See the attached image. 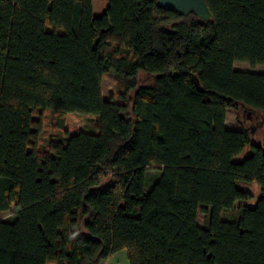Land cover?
<instances>
[{
    "label": "trees",
    "instance_id": "obj_1",
    "mask_svg": "<svg viewBox=\"0 0 264 264\" xmlns=\"http://www.w3.org/2000/svg\"><path fill=\"white\" fill-rule=\"evenodd\" d=\"M205 3L206 19L158 0H107L97 17L92 0H0V213L13 212L0 264L120 250L128 264H264V149L225 126L238 105L264 119V73L234 68L264 64V0ZM105 73L119 100L103 97ZM38 109L60 114L48 153L34 144ZM252 181L256 205L222 218Z\"/></svg>",
    "mask_w": 264,
    "mask_h": 264
},
{
    "label": "rangeland",
    "instance_id": "obj_2",
    "mask_svg": "<svg viewBox=\"0 0 264 264\" xmlns=\"http://www.w3.org/2000/svg\"><path fill=\"white\" fill-rule=\"evenodd\" d=\"M107 4V0H92L93 15L100 16L103 13V9ZM234 68L241 71H249L256 73H264V64L250 65L248 62H235ZM101 89L102 94L105 99L112 98L114 100H119V95L124 92V86L121 82L117 81L114 76L110 73H105L102 76L101 80ZM130 96V93L127 94V97ZM230 113V114H229ZM228 126L236 129H248L251 125L258 123L263 117L260 112L253 113L251 120L246 123L244 120H247L248 111L238 105L236 108L229 109L227 112ZM36 126L39 128L38 135L35 139L36 148L44 153L49 152V145L52 141L58 139L61 129L58 125L60 119V114L57 111L50 109H38L33 115ZM97 122L98 117L93 114H89L85 117L84 130L91 133L97 132ZM263 128L257 127L253 133L250 135L251 142L262 146L263 144ZM250 132V131H249ZM251 152V147L246 146L244 150L237 156L234 157L233 161L240 162ZM159 175V169L151 166L147 170L145 188L148 189L151 184L156 180ZM107 178L103 180V183L107 182ZM238 187L244 191H247L251 194V197L247 200L236 201L231 209H228L221 213V217L225 219H236L238 217V207L239 205H245L248 207H254L258 198L260 197V188L255 181L248 183H239ZM12 210L0 213V219L8 218L12 215ZM197 222L200 226H204L206 218L201 212L198 214ZM105 264H128L127 255L125 250H120L114 255V258L106 262Z\"/></svg>",
    "mask_w": 264,
    "mask_h": 264
},
{
    "label": "water",
    "instance_id": "obj_3",
    "mask_svg": "<svg viewBox=\"0 0 264 264\" xmlns=\"http://www.w3.org/2000/svg\"><path fill=\"white\" fill-rule=\"evenodd\" d=\"M158 3L161 7L168 10L178 11L181 13L193 12L201 16L203 19H206L208 16V9L205 0H158ZM245 110L246 109H244V111ZM252 117L253 111L249 110L247 114V120H251ZM244 122H246V120H244ZM263 125L264 119L262 117L258 123L248 127L250 134L253 135L255 129L257 127H263Z\"/></svg>",
    "mask_w": 264,
    "mask_h": 264
},
{
    "label": "crops",
    "instance_id": "obj_4",
    "mask_svg": "<svg viewBox=\"0 0 264 264\" xmlns=\"http://www.w3.org/2000/svg\"><path fill=\"white\" fill-rule=\"evenodd\" d=\"M230 109H232V108H230ZM228 110H229V109H228ZM228 110H227V112H228ZM229 114H230V113H229ZM229 114L226 113L225 126H226L227 128H229V129H236V128H232V127L228 126V123H227L228 121H227V119H228V115H229ZM116 253H118V252H116ZM116 253H114V254L110 255L108 258L102 260L100 264H105L106 262H108L109 260H111L112 258H114V255H115ZM49 264H53V263H49Z\"/></svg>",
    "mask_w": 264,
    "mask_h": 264
}]
</instances>
